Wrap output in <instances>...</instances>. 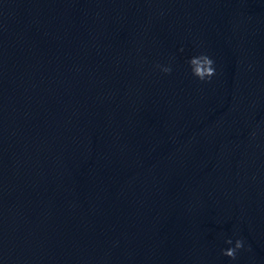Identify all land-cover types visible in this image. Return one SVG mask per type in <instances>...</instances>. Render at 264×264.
Here are the masks:
<instances>
[{
    "label": "water",
    "instance_id": "water-1",
    "mask_svg": "<svg viewBox=\"0 0 264 264\" xmlns=\"http://www.w3.org/2000/svg\"><path fill=\"white\" fill-rule=\"evenodd\" d=\"M0 264H264V0H0Z\"/></svg>",
    "mask_w": 264,
    "mask_h": 264
},
{
    "label": "clouds",
    "instance_id": "clouds-1",
    "mask_svg": "<svg viewBox=\"0 0 264 264\" xmlns=\"http://www.w3.org/2000/svg\"><path fill=\"white\" fill-rule=\"evenodd\" d=\"M183 51V49H181ZM191 75L201 82H210L212 77L216 75L215 61L206 53H200L192 56L187 61ZM155 69H158L161 73L169 75L172 73L173 68L171 62L167 65L157 63L154 65ZM228 245H233V240L228 239L225 241ZM244 247V241L242 239H236L234 246L227 249H222L221 254L235 261L237 259V253Z\"/></svg>",
    "mask_w": 264,
    "mask_h": 264
}]
</instances>
